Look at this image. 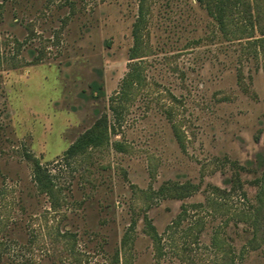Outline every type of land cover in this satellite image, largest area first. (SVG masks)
Returning <instances> with one entry per match:
<instances>
[{"label": "rangeland", "instance_id": "rangeland-1", "mask_svg": "<svg viewBox=\"0 0 264 264\" xmlns=\"http://www.w3.org/2000/svg\"><path fill=\"white\" fill-rule=\"evenodd\" d=\"M251 2L223 28L198 0H0V264H264Z\"/></svg>", "mask_w": 264, "mask_h": 264}, {"label": "trees", "instance_id": "trees-1", "mask_svg": "<svg viewBox=\"0 0 264 264\" xmlns=\"http://www.w3.org/2000/svg\"><path fill=\"white\" fill-rule=\"evenodd\" d=\"M200 4H202L205 8H208L209 12L215 15L221 22V25L224 28L225 22H228L227 15H229V11L235 10L239 12V17L243 20V24L240 26H246V21L248 20L253 27L255 26L252 2L251 0H198ZM257 9V7H256ZM259 14H256V19L259 21L261 17L264 15V12L259 8L257 9ZM255 43L259 44L264 52V32L261 33V37H256ZM139 56H135L136 58ZM135 72L130 71L126 77L125 83L130 84L131 80L135 77ZM96 90H100L101 86L99 83H94ZM96 128L94 127L92 130L85 132L82 136H80L70 147L67 149L66 153L70 155H74L77 152L85 151L89 148V146H95L99 142L96 135ZM30 156V155H28ZM34 161L33 167V177L34 181L37 184V187L40 191L45 192L51 199L58 198V195L55 192V184L52 179V175L50 171L42 164V162L32 156ZM261 162V161H260ZM262 179V183L264 184V170L262 171V176L258 179L257 184L259 185V180ZM257 206L254 205V212L250 214L252 216V221L250 222L251 227H254L255 231H252V238L250 239V244L256 243L264 244V185H259V190L256 195ZM251 218V217H249ZM255 249V247H253ZM119 254V253H118ZM227 258L230 260L232 255L226 254ZM224 257V262L227 264L228 259Z\"/></svg>", "mask_w": 264, "mask_h": 264}]
</instances>
